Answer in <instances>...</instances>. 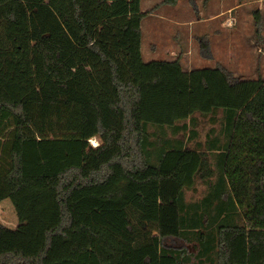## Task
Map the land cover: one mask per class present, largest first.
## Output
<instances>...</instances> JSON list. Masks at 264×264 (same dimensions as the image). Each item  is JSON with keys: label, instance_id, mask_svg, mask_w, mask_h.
Here are the masks:
<instances>
[{"label": "trees", "instance_id": "1", "mask_svg": "<svg viewBox=\"0 0 264 264\" xmlns=\"http://www.w3.org/2000/svg\"><path fill=\"white\" fill-rule=\"evenodd\" d=\"M142 1L0 0V264H264V78L144 62Z\"/></svg>", "mask_w": 264, "mask_h": 264}, {"label": "rangeland", "instance_id": "2", "mask_svg": "<svg viewBox=\"0 0 264 264\" xmlns=\"http://www.w3.org/2000/svg\"><path fill=\"white\" fill-rule=\"evenodd\" d=\"M202 2L180 0L175 6H164L154 11L153 16H146L142 20L141 53L144 62L170 60L174 57L164 58L159 54L168 55L169 50H173V53L180 54V62L185 71L212 69L219 63L218 66L235 78L242 80L264 78V2L259 4L245 2L244 5L232 9L224 18L213 22L189 27L178 25V22L204 18L221 7L238 4L235 0H212L207 1L206 7H203ZM152 3L146 6V10L152 7ZM256 11H259L262 24L260 41L254 33ZM221 22L224 23L222 28ZM154 47L157 48L155 53H153ZM202 127L203 123L199 125L198 130L203 137ZM89 143L94 147L99 141L94 138ZM203 189L198 183L194 192H186L187 198H199ZM28 203L29 200L25 197L0 202V224L15 231L23 229L26 226L24 218ZM33 230L34 228L29 232ZM163 245L173 248L186 247L190 252H194L192 245H187L179 239L167 238L163 241Z\"/></svg>", "mask_w": 264, "mask_h": 264}, {"label": "crops", "instance_id": "3", "mask_svg": "<svg viewBox=\"0 0 264 264\" xmlns=\"http://www.w3.org/2000/svg\"><path fill=\"white\" fill-rule=\"evenodd\" d=\"M220 1V0H219ZM153 2V3H152ZM201 2V1H200ZM264 2V0H259V1H257V2H253V3H257V4H259V3H263ZM149 3H152V7H150L149 9H147L146 10V6H148V4ZM203 4H202V6L203 7H206V3L207 2H202ZM253 3H250V4H253ZM157 4V2H155V1H148V0H144V1H142L141 2V12L142 13H145L146 11H151V9H153L154 8V6ZM197 4V3H196ZM200 4V3H199ZM242 5H244V4H241V5H238V4H236V5H229V6H225V7H221V8H219L216 12H214L213 14H211V15H209V16H207V17H204V18H198V19H188V20H186L185 22H178V25H181V26H187V27H189L190 25L191 26H193V25H195V24H204V23H207V22H213V21H216V20H219V19H222V18H224V16H226V15H228L229 13H230V11L232 10V9H236L237 7H239V6H242ZM194 6V5H193ZM195 8H197V7H195ZM160 9H162V7H160V8H158L157 10H160ZM197 10V9H196ZM154 11H156V10H154ZM154 11H152V14H148L147 16H153L154 14ZM175 24H176V22H175ZM221 28L223 27V25H224V23L223 22H221ZM203 33V32H202ZM142 34V33H141ZM153 48V47H152ZM155 48V47H154ZM221 48V47H220ZM224 47L222 46V49H223ZM155 50H157V48H155V49H153V53H155L154 51ZM161 50V49H160ZM173 51V50H172ZM171 50H169V54L167 55V53H160L159 54V56L162 54L163 55V57L164 58H171V57H174V58H171L170 60H168V61H171V60H174V59H176L175 57H177V58H180L179 57V53L178 54H175V52L173 53ZM152 56H154L153 54H152ZM162 57V58H163ZM159 60H161V59H159ZM180 60H181V58H180ZM219 63H217L216 64V66L218 65ZM188 71H190V70H188Z\"/></svg>", "mask_w": 264, "mask_h": 264}, {"label": "bare ground", "instance_id": "4", "mask_svg": "<svg viewBox=\"0 0 264 264\" xmlns=\"http://www.w3.org/2000/svg\"><path fill=\"white\" fill-rule=\"evenodd\" d=\"M91 140H93V139H91Z\"/></svg>", "mask_w": 264, "mask_h": 264}]
</instances>
